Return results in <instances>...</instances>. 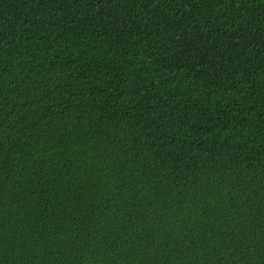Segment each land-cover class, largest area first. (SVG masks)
I'll return each mask as SVG.
<instances>
[{
  "label": "trees",
  "instance_id": "16d2710c",
  "mask_svg": "<svg viewBox=\"0 0 264 264\" xmlns=\"http://www.w3.org/2000/svg\"><path fill=\"white\" fill-rule=\"evenodd\" d=\"M0 264H264V0H0Z\"/></svg>",
  "mask_w": 264,
  "mask_h": 264
}]
</instances>
